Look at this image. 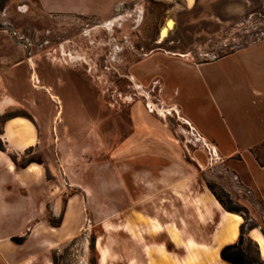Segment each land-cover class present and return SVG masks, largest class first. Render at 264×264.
I'll return each instance as SVG.
<instances>
[{
  "label": "rangeland",
  "instance_id": "rangeland-1",
  "mask_svg": "<svg viewBox=\"0 0 264 264\" xmlns=\"http://www.w3.org/2000/svg\"><path fill=\"white\" fill-rule=\"evenodd\" d=\"M109 20L110 26L104 24ZM169 21L172 27L159 42L160 29ZM263 36L264 0H121L104 18L47 13L36 0H0V124L12 115H28L25 102L40 96L49 98L51 116L91 113L114 129L115 139L100 143L97 156L100 163L115 162L114 173L100 176L101 192L113 201L94 215L87 211L81 231L52 252L54 264H98V235L105 240L111 235L120 247L122 222L141 226L143 213L167 205L188 178L197 189L206 185L226 208L249 217L244 246L264 264L258 243L248 235V229L256 228L264 236L259 199L241 186L211 142L178 117L169 87L161 88L160 77L155 78L163 55L208 61ZM8 97L12 100L5 103ZM108 144L113 153L106 151ZM42 160L40 150L28 149L15 161L24 166ZM238 198L256 207L258 219ZM177 257L185 262L190 254Z\"/></svg>",
  "mask_w": 264,
  "mask_h": 264
},
{
  "label": "crops",
  "instance_id": "crops-1",
  "mask_svg": "<svg viewBox=\"0 0 264 264\" xmlns=\"http://www.w3.org/2000/svg\"><path fill=\"white\" fill-rule=\"evenodd\" d=\"M117 1L36 0L47 13L100 18ZM162 58L155 78L160 77L161 88L169 87L178 117L211 142L241 186L259 199L264 213V36L208 61L182 54ZM47 100L28 99V115H12L0 124V264H54L52 252L81 231L87 211L98 213L110 199L101 192L100 176L114 173L115 162L100 163L97 156L100 143L115 139L114 129L105 128L104 119L91 113L84 118L51 116ZM105 147L115 150L111 144ZM28 149L40 150L42 162L17 165L12 156ZM193 180H184L167 205L145 211L141 226L124 220L120 247L111 235L107 240L98 235V264H232L220 257V249L238 239L244 218L224 207L206 185L197 189ZM238 199L258 219L256 207ZM48 214L59 216V225ZM106 227L113 229L109 223ZM180 254L190 258L180 262Z\"/></svg>",
  "mask_w": 264,
  "mask_h": 264
},
{
  "label": "trees",
  "instance_id": "trees-1",
  "mask_svg": "<svg viewBox=\"0 0 264 264\" xmlns=\"http://www.w3.org/2000/svg\"><path fill=\"white\" fill-rule=\"evenodd\" d=\"M2 148V146L0 145ZM13 160H16V156H12ZM216 195V194H215ZM216 198L218 201L225 207L223 201L216 195ZM230 211H234L239 213L243 218L244 221L240 225V233L238 236V239L235 242L225 244L220 249V257L232 264H260L262 263V260L260 258H254L249 255L247 248L244 246L245 243V224L247 222L248 216L243 215L242 212H240L238 209H230L227 208ZM245 212H247L246 208L244 209ZM53 225H59L60 219L56 222L50 220ZM14 240L20 241V237H14Z\"/></svg>",
  "mask_w": 264,
  "mask_h": 264
},
{
  "label": "bare ground",
  "instance_id": "bare-ground-1",
  "mask_svg": "<svg viewBox=\"0 0 264 264\" xmlns=\"http://www.w3.org/2000/svg\"><path fill=\"white\" fill-rule=\"evenodd\" d=\"M111 23H112V20L111 21L109 20V21H106L104 24H106L107 26H110ZM171 27H172V23L169 21L160 29L159 40H158L159 42H161V40H163L168 35V31ZM11 100L12 99L8 97V98H5L4 102L9 103L11 102ZM251 236L258 243L260 256L264 259V236L257 229L251 230Z\"/></svg>",
  "mask_w": 264,
  "mask_h": 264
}]
</instances>
